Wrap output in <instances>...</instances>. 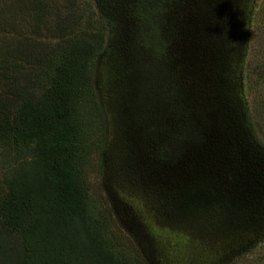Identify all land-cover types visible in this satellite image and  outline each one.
<instances>
[{
    "label": "rangeland",
    "instance_id": "rangeland-1",
    "mask_svg": "<svg viewBox=\"0 0 264 264\" xmlns=\"http://www.w3.org/2000/svg\"><path fill=\"white\" fill-rule=\"evenodd\" d=\"M133 1L135 16L150 4ZM218 1L166 12L167 67L160 9L135 25L100 0H54L82 15L77 35L103 28L96 95L78 110L77 168L109 246L145 264H264V0H231L228 22ZM173 97L190 112L187 141L191 126L199 135L170 148ZM15 167L0 149V186Z\"/></svg>",
    "mask_w": 264,
    "mask_h": 264
},
{
    "label": "trees",
    "instance_id": "trees-1",
    "mask_svg": "<svg viewBox=\"0 0 264 264\" xmlns=\"http://www.w3.org/2000/svg\"><path fill=\"white\" fill-rule=\"evenodd\" d=\"M149 1L147 7L142 1L135 16L133 0H100L116 21L132 17L135 25L144 21L146 9H160V22L157 16L152 20L161 30L158 47L168 67L163 27L177 0ZM233 4L224 0L227 22ZM81 20L71 5L54 0H0V149L16 164L0 186V264H145L109 246L106 216L79 176L78 110L95 98L92 73L104 36L102 27L77 35ZM180 100H169L175 104L170 148L199 135L191 126L194 138L187 141L181 130L190 112ZM155 152L175 157L179 151Z\"/></svg>",
    "mask_w": 264,
    "mask_h": 264
}]
</instances>
